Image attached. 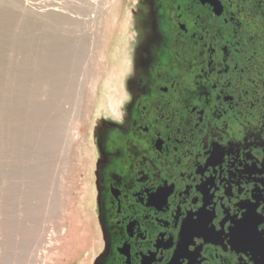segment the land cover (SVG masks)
Listing matches in <instances>:
<instances>
[{"label": "flooded vegetation", "instance_id": "af4514ba", "mask_svg": "<svg viewBox=\"0 0 264 264\" xmlns=\"http://www.w3.org/2000/svg\"><path fill=\"white\" fill-rule=\"evenodd\" d=\"M131 2L94 264H264V0Z\"/></svg>", "mask_w": 264, "mask_h": 264}, {"label": "rangeland", "instance_id": "374dc122", "mask_svg": "<svg viewBox=\"0 0 264 264\" xmlns=\"http://www.w3.org/2000/svg\"><path fill=\"white\" fill-rule=\"evenodd\" d=\"M131 1L0 0V264L95 262V130L115 106ZM52 33L73 48L53 83L39 39Z\"/></svg>", "mask_w": 264, "mask_h": 264}, {"label": "bare ground", "instance_id": "6f19581e", "mask_svg": "<svg viewBox=\"0 0 264 264\" xmlns=\"http://www.w3.org/2000/svg\"><path fill=\"white\" fill-rule=\"evenodd\" d=\"M39 37V36H38ZM64 38V37H63ZM30 39V38H29ZM39 39H42V41L40 40V42H42V46H41V49L43 50L42 53H43V57H42V60L45 61L47 64L44 65V67H46L44 69V74L46 75L47 78L49 79H52V83H53V80H59L61 77H63V70H59L58 67H60L61 64L59 63H66L67 61V58L66 56L69 55L68 52L70 49H68L67 45L69 46L68 42H64L62 40V38L59 36V34L57 33H52L51 35H44L43 37H40ZM70 40V39H69ZM28 41V40H26ZM38 41V40H37ZM31 42L33 44L34 42V38L31 39ZM31 44V46H32ZM36 44V43H35ZM71 44V43H70ZM27 45V44H26ZM73 45V44H72ZM29 47V46H28ZM73 47V46H72ZM30 48V47H29ZM73 49V48H72ZM71 49V50H72ZM75 51V50H74ZM72 52V51H71ZM73 54H76L73 52ZM73 54L71 53L72 55V58H73ZM70 55V56H71ZM69 56V58H70ZM75 57V56H74ZM68 58V59H69ZM71 58V59H72ZM74 59V58H73ZM44 62V63H45ZM56 62L58 63V65L56 64ZM68 62V61H67ZM70 62V60H69ZM52 64H54V66H52ZM40 67V66H39ZM38 68V67H37ZM30 72V71H29ZM39 72V71H38ZM20 75V73H17ZM22 74V73H21ZM39 74V73H38ZM43 74V73H42ZM41 74V75H42ZM32 75V74H31ZM38 76V75H37ZM20 77V76H19ZM18 77V78H19ZM41 77V76H39ZM45 77V78H46ZM42 78L44 79V77L42 76ZM48 79V80H49ZM50 82V81H49ZM57 83H60V81ZM111 106L114 105L113 101H111ZM115 102V101H114Z\"/></svg>", "mask_w": 264, "mask_h": 264}]
</instances>
